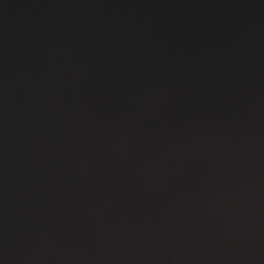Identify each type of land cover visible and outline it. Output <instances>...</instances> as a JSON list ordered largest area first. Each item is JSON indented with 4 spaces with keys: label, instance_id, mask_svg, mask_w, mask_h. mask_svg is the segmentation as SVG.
Segmentation results:
<instances>
[{
    "label": "water",
    "instance_id": "1",
    "mask_svg": "<svg viewBox=\"0 0 264 264\" xmlns=\"http://www.w3.org/2000/svg\"><path fill=\"white\" fill-rule=\"evenodd\" d=\"M0 264H264V0H0Z\"/></svg>",
    "mask_w": 264,
    "mask_h": 264
}]
</instances>
